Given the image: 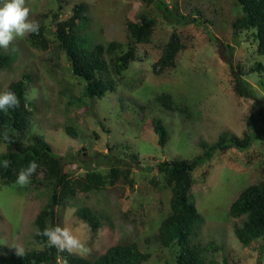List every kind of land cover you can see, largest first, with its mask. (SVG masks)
Returning a JSON list of instances; mask_svg holds the SVG:
<instances>
[{
  "label": "rangeland",
  "instance_id": "374dc122",
  "mask_svg": "<svg viewBox=\"0 0 264 264\" xmlns=\"http://www.w3.org/2000/svg\"><path fill=\"white\" fill-rule=\"evenodd\" d=\"M164 1L187 18L176 14L167 18L154 4L140 0H26L30 18L46 25L50 43L40 49L24 38L14 40L7 51L0 49L11 52L14 59L0 70V91L22 74L30 76L26 80V98L32 103L27 134L43 136L73 177L88 169L106 173L115 160L130 167L126 179L98 191L77 190L68 205L55 207L54 224L72 230L91 250L73 254L89 259L113 244L135 242L141 251L150 253L141 264H176L175 250L162 247L152 236L169 211L170 198L157 163L202 154L199 142L212 143L222 131L238 136L249 131L252 143L248 148L218 150L193 171L190 199L199 219L192 238L217 245L216 251L206 252V258L212 259L206 264H264V240L241 245L233 232L241 217L228 213L241 190L264 180V84L257 72L249 73L255 61L264 66V56L255 52L257 40L248 31L235 37L232 33L231 22L242 14L237 0ZM77 2L86 7L87 39L116 41L124 48L127 20H138L142 12L155 18L149 41L136 44L138 59L116 78L114 89L100 98L83 95V81L71 73L53 40L54 13L58 11V20L66 19ZM176 29L184 48L173 68L156 75L152 63ZM236 76L244 78L243 94L235 90ZM163 92L183 111L166 109L156 101ZM153 119L166 127L164 147L157 143ZM69 124L75 136L66 132ZM7 148L0 140V153ZM46 198L43 186L20 187L0 179V256L17 246L39 248L33 238L34 219ZM85 206L100 217L95 232L76 212ZM65 262L69 264L64 259L57 264Z\"/></svg>",
  "mask_w": 264,
  "mask_h": 264
},
{
  "label": "trees",
  "instance_id": "16d2710c",
  "mask_svg": "<svg viewBox=\"0 0 264 264\" xmlns=\"http://www.w3.org/2000/svg\"><path fill=\"white\" fill-rule=\"evenodd\" d=\"M140 1L146 5L154 4L167 18H172L174 14L179 15L182 20L187 18L175 12V7L174 9L168 7L164 0ZM237 1L241 5L242 14L231 22L232 33L235 37L242 30L248 31L257 40L255 52L264 56V0ZM85 8L83 2L75 3L73 13L63 20L56 18L58 16L56 11L53 40L56 47L63 52L71 73L83 81V95L100 98L107 91L114 89L116 78L122 76L130 62L138 59L136 44L149 41L154 30L155 18L142 12L138 20H127L128 40L127 47L124 48L120 42L101 43L86 38L85 29L89 19L84 14ZM39 24V33L30 34L26 40L32 47L45 49L50 39L46 35V25L42 21ZM183 48L184 43L176 29L164 45L161 55L152 63L153 73L158 75L173 68L176 64V56ZM13 62L11 52H0V70L9 67ZM251 72H257L264 84V66L261 62L255 61V64L249 68V73ZM29 77L24 73L20 78L10 81L4 88L16 93L20 98V106L15 110L10 109L7 114L0 111V140L8 146L5 152L0 153V164L6 159L11 161L8 169L0 166V179L3 184L15 183L17 172L26 168L30 161L35 160L40 167L37 169V174L31 177V183L27 187L29 188L31 184L43 186L47 198L34 219L36 232L33 238L39 248L24 249L22 256H17L15 250H10L0 256V264H57L59 259H64L69 264H141L146 261L150 253L141 251L135 242L113 244L96 258L89 259L66 251L60 252L54 247L49 248L47 238L38 234L39 230L55 226V207L68 205L77 190L85 193L91 190L98 191L107 184H114L120 178L126 179L130 167L115 160L106 173L88 169L84 175L73 177L70 172L65 171L60 157L43 136L35 133L27 134L32 106L26 98V80ZM243 87H245L244 78L236 76L235 90L238 94H243ZM155 99L166 109L183 111L167 92L157 95ZM152 124L158 136V145L164 147L168 140L166 127L160 119H153ZM5 129L12 143L3 140L2 133ZM65 129L68 134L75 136L77 133L71 124L66 125ZM251 143L252 135L249 131H245L242 136L222 131L212 143L199 142L203 149L202 154L191 159L176 157L157 163V171L170 189V198L169 211L162 217L152 236L153 240L162 247L175 250L176 264H206L212 260L206 258V252L216 251L218 248L214 241L203 244L192 238L197 234L199 219L195 204L190 199L193 171L218 150L224 151L230 147L246 149ZM108 156L111 158V155ZM132 156L138 166H142L135 155ZM151 181L156 183L154 178ZM76 212L87 222L92 231L95 232L100 226V217L91 208L78 207ZM228 213L232 218L241 217V221L233 225V232L241 245L248 246L256 239L264 240V180L249 184L241 190L229 205ZM224 264L231 263L225 261Z\"/></svg>",
  "mask_w": 264,
  "mask_h": 264
},
{
  "label": "clouds",
  "instance_id": "9594fccd",
  "mask_svg": "<svg viewBox=\"0 0 264 264\" xmlns=\"http://www.w3.org/2000/svg\"><path fill=\"white\" fill-rule=\"evenodd\" d=\"M30 16L31 9L26 5V0H0V49L7 51L14 40L39 33V21L31 19ZM19 106L20 98L14 91L10 89L0 91V111L7 114L10 109L15 110ZM2 138L4 141L12 143L7 129L3 131ZM0 166L8 169L11 166V161L6 159ZM39 167L40 165L35 160L30 161L26 168L17 172L15 183L20 187L29 185L31 177L37 174ZM38 234L47 238L49 248L54 247L60 252L84 254L91 251L72 230L60 225L46 227L39 230ZM15 254L22 256L24 254L23 247L17 246Z\"/></svg>",
  "mask_w": 264,
  "mask_h": 264
}]
</instances>
